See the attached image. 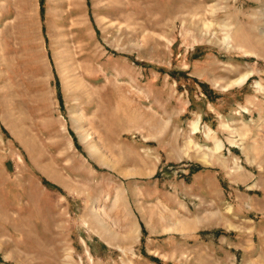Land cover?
Here are the masks:
<instances>
[{"label":"rangeland","instance_id":"rangeland-1","mask_svg":"<svg viewBox=\"0 0 264 264\" xmlns=\"http://www.w3.org/2000/svg\"><path fill=\"white\" fill-rule=\"evenodd\" d=\"M0 264H264V0H0Z\"/></svg>","mask_w":264,"mask_h":264},{"label":"trees","instance_id":"trees-1","mask_svg":"<svg viewBox=\"0 0 264 264\" xmlns=\"http://www.w3.org/2000/svg\"><path fill=\"white\" fill-rule=\"evenodd\" d=\"M41 4H42V0H41Z\"/></svg>","mask_w":264,"mask_h":264}]
</instances>
